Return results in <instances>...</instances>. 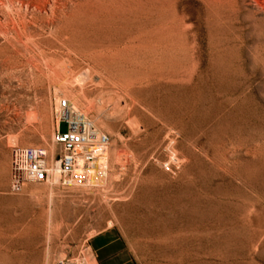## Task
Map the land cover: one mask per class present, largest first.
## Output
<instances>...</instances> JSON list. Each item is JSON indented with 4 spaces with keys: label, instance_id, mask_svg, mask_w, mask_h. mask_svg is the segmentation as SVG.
Here are the masks:
<instances>
[{
    "label": "rangeland",
    "instance_id": "obj_1",
    "mask_svg": "<svg viewBox=\"0 0 264 264\" xmlns=\"http://www.w3.org/2000/svg\"><path fill=\"white\" fill-rule=\"evenodd\" d=\"M60 96L106 176L10 191L13 145L58 153ZM61 257L264 264V0H0V264Z\"/></svg>",
    "mask_w": 264,
    "mask_h": 264
},
{
    "label": "built area",
    "instance_id": "obj_2",
    "mask_svg": "<svg viewBox=\"0 0 264 264\" xmlns=\"http://www.w3.org/2000/svg\"><path fill=\"white\" fill-rule=\"evenodd\" d=\"M55 113L58 124L53 140L58 153L49 160L46 149L35 144L12 146L9 190L16 192L27 181H47L56 178L64 186L85 185L93 178L107 174L108 132L94 122L68 98L57 99ZM66 128L61 129V123ZM56 264H88L83 259L61 257Z\"/></svg>",
    "mask_w": 264,
    "mask_h": 264
},
{
    "label": "crops",
    "instance_id": "obj_3",
    "mask_svg": "<svg viewBox=\"0 0 264 264\" xmlns=\"http://www.w3.org/2000/svg\"><path fill=\"white\" fill-rule=\"evenodd\" d=\"M103 245L100 246V243H99V245L97 246L98 250L101 249L103 247ZM114 264H130V263H129V261L125 260V261H121V262L114 263Z\"/></svg>",
    "mask_w": 264,
    "mask_h": 264
},
{
    "label": "bare ground",
    "instance_id": "obj_4",
    "mask_svg": "<svg viewBox=\"0 0 264 264\" xmlns=\"http://www.w3.org/2000/svg\"><path fill=\"white\" fill-rule=\"evenodd\" d=\"M17 2H18V0H17ZM42 8H43V6H42ZM37 12V11H36ZM37 14V13H36ZM40 15V14H39ZM34 17V16H33ZM49 19V18H48ZM23 21V20H22ZM43 24V23H42ZM56 29V28H55ZM135 126V125H134Z\"/></svg>",
    "mask_w": 264,
    "mask_h": 264
}]
</instances>
